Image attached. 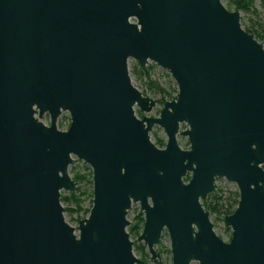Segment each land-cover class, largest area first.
<instances>
[{"label":"water","instance_id":"water-1","mask_svg":"<svg viewBox=\"0 0 264 264\" xmlns=\"http://www.w3.org/2000/svg\"><path fill=\"white\" fill-rule=\"evenodd\" d=\"M226 7L0 0V264H145L126 232L133 204L150 262L160 263L166 231L171 264H264V44ZM129 60L154 63L176 85L157 118L137 117L155 102L132 85ZM72 157L92 183L77 229L60 201L78 184ZM216 179L238 192L223 218L228 241L201 204Z\"/></svg>","mask_w":264,"mask_h":264},{"label":"rangeland","instance_id":"rangeland-1","mask_svg":"<svg viewBox=\"0 0 264 264\" xmlns=\"http://www.w3.org/2000/svg\"><path fill=\"white\" fill-rule=\"evenodd\" d=\"M226 4V0H224ZM253 9L255 10L254 13H245L243 12V20H244V28H248L254 25V23L257 21L258 14L261 15L264 13V2H261V0H256ZM264 44V41H263ZM133 60L128 61V72L129 77L131 80V83L134 87H137L138 90L144 95L149 97L155 102V106L153 109L147 113H141L137 109V117L141 118L142 116H148L152 118H157L159 115V112L163 106V102L168 100L169 98L173 97L177 93V88L174 83V81L171 79L170 75L162 70L160 67L156 66L154 63L149 62L146 66V69L149 70V76L152 81H154L156 84H158L161 89L166 93L165 96H163V102L160 101L161 96L159 94H153L151 91H149L144 83V79L136 78L131 73V64L133 63ZM44 125H48V116L47 114H44L42 119L40 120ZM69 115L67 112L61 113V115L58 118V123L63 126L69 125ZM186 126L184 124H181L179 127V131H182ZM149 138L150 141L157 146L158 148H163L166 143V136L164 133V130L158 126H153L151 131L149 132ZM179 144L188 146L187 139L185 137L178 136ZM73 158V162L70 165V170L72 174L77 173L82 177V181H80L76 185V190L74 193H68L65 191L61 192V197L65 206V210L69 219V222L71 225L77 229L78 221L81 219H84L87 217L86 211L89 208L90 205V199L92 201V183H91V169L89 166H87L82 161L77 160L75 157ZM190 178V174H187L186 177L183 179L185 182L188 181ZM90 180V183L88 181ZM215 189L217 196H221L222 199L227 200L228 198H233V193L237 192L236 187L233 185V183H225L221 180L216 179L215 181ZM75 194L77 197H79V208L80 211L78 213L73 212L75 207L70 202L69 195ZM69 199V200H67ZM206 200V199H205ZM207 201L213 205L216 201H213L209 198H207ZM142 212L139 209L138 204H133L128 211L127 214V220L130 223L129 226L126 228V232L129 235V239L133 242V254L137 259H140L145 262V264H171V253H170V242L168 235L166 231H163L160 237L159 245L155 247V251L159 255V261L160 263H153L148 261L149 260V254L142 242H137V237L140 235L142 231L143 224L140 225V219H138L141 216ZM143 219V214H142ZM209 219L213 225V231L215 234L222 240V241H228L230 238V231L229 229L224 225L223 217L220 214L209 212ZM136 226H140V229L136 233H129V229L135 228ZM148 258V260H147ZM158 260V259H157ZM192 264H197L196 262H193Z\"/></svg>","mask_w":264,"mask_h":264},{"label":"trees","instance_id":"trees-1","mask_svg":"<svg viewBox=\"0 0 264 264\" xmlns=\"http://www.w3.org/2000/svg\"><path fill=\"white\" fill-rule=\"evenodd\" d=\"M255 1L256 0H226V6H227L226 9L230 11L231 10L230 8H233L232 10H238V11H242L245 13H252V12L254 13L255 10L253 9V5ZM261 2H264V0H261ZM243 30L246 31L247 33L252 34L254 38L257 39L258 41H264V13L261 15L258 14L257 21L254 23L253 26L244 28ZM131 73L136 78L144 79L146 88L149 91H151L153 94L154 93L159 94L161 96L160 101L162 102L164 101L163 96H165L166 93L161 89V87L158 84H156L154 81L150 79L148 69L143 70L136 62H133L131 64ZM262 167L264 169V165ZM72 180L75 183H79L80 181H82V177L78 175L77 173H74L72 176ZM88 183H90V180L88 181ZM69 197H70V202L75 207L71 211L78 213L80 211V208H79L80 198L77 197L75 194H71L69 195ZM208 198L210 199V201L213 200L216 202L213 205H211V203L208 202L207 199L202 200L201 204L203 208L207 210L208 212L220 214L224 218L226 215L231 214L233 210L235 209L237 205V201H238V192L233 193L232 199L228 198L227 200H224L221 198V196H217L216 193L210 195ZM60 201L62 203L65 200H62L61 198ZM91 202L92 201L90 199V205H89L88 210L86 211V215L88 214L89 209L91 207ZM138 219H140V225L143 224L144 220L142 219V214ZM139 229H140V226L139 228L138 226H136L135 228L131 227L129 229V233H136Z\"/></svg>","mask_w":264,"mask_h":264}]
</instances>
